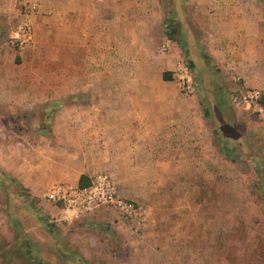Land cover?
Returning <instances> with one entry per match:
<instances>
[{
  "label": "rangeland",
  "instance_id": "rangeland-1",
  "mask_svg": "<svg viewBox=\"0 0 264 264\" xmlns=\"http://www.w3.org/2000/svg\"><path fill=\"white\" fill-rule=\"evenodd\" d=\"M99 3L109 34L107 41L100 34L102 51L84 50L79 30L72 50L62 34L38 51L35 73L47 79L33 91L3 89L5 72L28 74V66L0 69V264L36 257L46 264H264V255L251 254L264 252V43L247 48L239 25L250 23L252 37L264 32V0H144L145 24L126 17L135 0ZM20 19L0 15V45ZM88 55L105 65L81 64ZM177 60L188 67L189 94ZM101 72L117 81L97 82ZM100 88L162 93L179 113L168 159L150 162L132 151L142 174L109 166L94 172L108 173L120 197L145 208L137 231L118 226L108 210L70 218L44 200L51 187L75 181L84 152L67 135L65 110L80 116ZM250 90L259 91L262 110L246 105ZM180 131L183 143L175 139ZM152 171L153 179L146 176ZM37 173L43 181L35 192L23 181L35 182Z\"/></svg>",
  "mask_w": 264,
  "mask_h": 264
},
{
  "label": "crops",
  "instance_id": "crops-1",
  "mask_svg": "<svg viewBox=\"0 0 264 264\" xmlns=\"http://www.w3.org/2000/svg\"><path fill=\"white\" fill-rule=\"evenodd\" d=\"M140 1L136 3L135 0L137 7L133 6V10L130 9L132 12H128L126 17H138L145 24L150 15V8L144 3V0ZM99 2L100 0H0V15L5 19L18 15L26 3L36 4V7L28 15L33 31L31 45L22 49L13 48L7 43L0 45V69L4 67L19 69L22 65L28 66V74L15 73V75H9L10 73L5 72L6 76L2 78L3 89L15 88L19 91L24 89L33 91L35 85L47 79L44 75L35 73V57L43 46L58 42V38L62 34L65 36V44L72 50L77 49L78 44L75 36L78 35L79 30L84 50L91 51L95 46L102 51V47H105L104 40L107 41L109 34L106 32L104 34V30L101 28L103 25L102 17L105 16ZM233 23L231 22V24ZM249 24L247 21H239L241 28L244 27L246 30V34L242 35V40H245L247 48L254 49L255 46L259 45V41L264 43V32L255 33L252 37L250 31L253 26H247ZM251 24L255 23L251 22ZM248 29L250 30L248 31ZM100 34L103 35L104 40ZM108 44H111V41H108ZM53 49H57L56 44ZM103 58H92L88 55L84 61L82 58L81 64L85 66L105 65ZM115 78V75L110 76L103 72L96 75L97 82L101 84L108 80L115 82L117 81ZM90 94L95 99L94 104L84 106L79 112L80 116L73 117L77 113L76 109L68 108L65 110L69 117V120L64 124L65 129L68 130L67 135L72 140H80L79 143L84 146L83 155L77 160L79 172L75 181L72 182L73 185H78L81 175L90 179L95 171L104 166H109L113 173H115L114 170L120 169L142 174V172L137 171L139 170L140 157L138 155L135 158L131 157L132 151L137 154L141 151L147 153L150 162H163L168 159V133L171 131V123L175 120L174 115L179 113L173 114L174 112L169 109L166 95L157 94L150 90L135 93L103 88L90 92ZM78 119L85 121L79 123ZM76 130L82 131L78 134L73 133ZM181 135L182 131L178 132L175 139L177 142L180 140L183 143L187 136ZM193 143L196 144V141ZM90 146L94 148V153L88 152ZM156 147L158 148L156 149ZM125 155H128L127 158L124 157ZM134 161L135 163H133ZM155 174L156 171H152L146 176L153 179ZM41 176L37 173L35 174V182L32 180L23 182L25 186L35 188V192H37L39 184H41L39 180L43 181ZM128 178L130 179L131 176ZM130 194H135V192L130 191ZM44 206H46L45 203ZM102 210L104 209L97 210L90 216L97 215ZM251 254H254L255 257H262L264 252L251 251ZM8 264L15 263L9 262ZM23 264L29 263L23 262Z\"/></svg>",
  "mask_w": 264,
  "mask_h": 264
},
{
  "label": "built area",
  "instance_id": "built-area-1",
  "mask_svg": "<svg viewBox=\"0 0 264 264\" xmlns=\"http://www.w3.org/2000/svg\"><path fill=\"white\" fill-rule=\"evenodd\" d=\"M36 7L35 3H26L20 11L21 19L17 22L7 44L16 49L29 47L33 41V31L28 17ZM176 74L180 77L181 90L184 94L192 92V83L187 77L188 67L182 61H176ZM261 95L258 90H250L243 96L246 105L252 103L262 110ZM44 200L61 206L65 217L77 218L105 209L113 213L118 226H127L137 231L145 216V208L136 201L119 196L115 183L106 172L94 174L86 186L56 185L44 195Z\"/></svg>",
  "mask_w": 264,
  "mask_h": 264
},
{
  "label": "trees",
  "instance_id": "trees-1",
  "mask_svg": "<svg viewBox=\"0 0 264 264\" xmlns=\"http://www.w3.org/2000/svg\"><path fill=\"white\" fill-rule=\"evenodd\" d=\"M168 77H169V74L165 75V78H168ZM233 159H234V157L231 156V160H233ZM89 182H90V179L88 177H86L85 175H81L79 177V180H78V185L81 187L86 186L89 184ZM73 254H74V259L75 260L78 259V253L73 252ZM33 264H46V263H43L39 258L36 257Z\"/></svg>",
  "mask_w": 264,
  "mask_h": 264
}]
</instances>
